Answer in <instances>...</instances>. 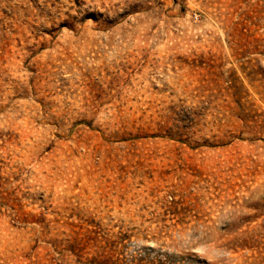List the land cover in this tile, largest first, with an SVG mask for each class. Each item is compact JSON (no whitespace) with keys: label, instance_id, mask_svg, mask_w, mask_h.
<instances>
[{"label":"rangeland","instance_id":"374dc122","mask_svg":"<svg viewBox=\"0 0 264 264\" xmlns=\"http://www.w3.org/2000/svg\"><path fill=\"white\" fill-rule=\"evenodd\" d=\"M0 264H264V0H0Z\"/></svg>","mask_w":264,"mask_h":264}]
</instances>
